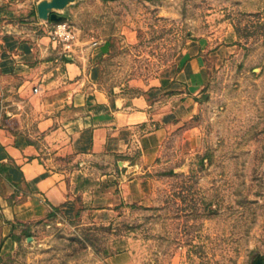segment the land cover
Here are the masks:
<instances>
[{
  "label": "rangeland",
  "instance_id": "obj_1",
  "mask_svg": "<svg viewBox=\"0 0 264 264\" xmlns=\"http://www.w3.org/2000/svg\"><path fill=\"white\" fill-rule=\"evenodd\" d=\"M58 12L78 45L106 44L90 64L112 97L187 84L191 52L201 73L170 90L169 122L146 147L76 174L77 189L109 177L104 217L81 202L75 218L21 222L0 264H264V0H73Z\"/></svg>",
  "mask_w": 264,
  "mask_h": 264
},
{
  "label": "crops",
  "instance_id": "obj_2",
  "mask_svg": "<svg viewBox=\"0 0 264 264\" xmlns=\"http://www.w3.org/2000/svg\"><path fill=\"white\" fill-rule=\"evenodd\" d=\"M41 1L0 0V253L15 225L52 209L75 218L83 202L93 218L104 217L112 205L105 200L109 177L77 189L76 174L91 175L97 159L146 147L169 122L170 90L190 89L193 72L202 68L191 52L182 70L187 84L112 97L90 64L106 44L89 51L83 41L65 52L49 35L50 21L39 17Z\"/></svg>",
  "mask_w": 264,
  "mask_h": 264
},
{
  "label": "built area",
  "instance_id": "obj_3",
  "mask_svg": "<svg viewBox=\"0 0 264 264\" xmlns=\"http://www.w3.org/2000/svg\"><path fill=\"white\" fill-rule=\"evenodd\" d=\"M49 35L59 44L62 45L65 52H69L75 49L78 45L79 40L75 30L72 25L67 20H62L58 22H49ZM40 90L39 86L34 87V91L38 92Z\"/></svg>",
  "mask_w": 264,
  "mask_h": 264
},
{
  "label": "water",
  "instance_id": "obj_4",
  "mask_svg": "<svg viewBox=\"0 0 264 264\" xmlns=\"http://www.w3.org/2000/svg\"><path fill=\"white\" fill-rule=\"evenodd\" d=\"M73 0H42L38 4L39 17L51 22L65 20V16L60 14L59 9L64 8ZM254 264H262V258L258 257Z\"/></svg>",
  "mask_w": 264,
  "mask_h": 264
},
{
  "label": "trees",
  "instance_id": "obj_5",
  "mask_svg": "<svg viewBox=\"0 0 264 264\" xmlns=\"http://www.w3.org/2000/svg\"><path fill=\"white\" fill-rule=\"evenodd\" d=\"M49 215H51V214H49Z\"/></svg>",
  "mask_w": 264,
  "mask_h": 264
}]
</instances>
